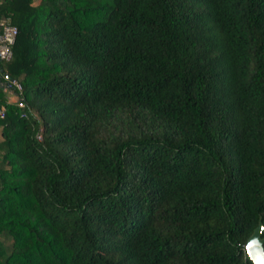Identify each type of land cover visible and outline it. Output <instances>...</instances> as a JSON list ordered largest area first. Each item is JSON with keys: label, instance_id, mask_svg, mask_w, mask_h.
<instances>
[{"label": "trees", "instance_id": "1", "mask_svg": "<svg viewBox=\"0 0 264 264\" xmlns=\"http://www.w3.org/2000/svg\"><path fill=\"white\" fill-rule=\"evenodd\" d=\"M0 14L19 85L0 97V264H252L264 0H1Z\"/></svg>", "mask_w": 264, "mask_h": 264}, {"label": "built area", "instance_id": "2", "mask_svg": "<svg viewBox=\"0 0 264 264\" xmlns=\"http://www.w3.org/2000/svg\"><path fill=\"white\" fill-rule=\"evenodd\" d=\"M16 32V26L9 21L8 17L0 14V59L7 60L10 58ZM12 83L19 88L14 80H12ZM5 113V104L0 103V120L5 117Z\"/></svg>", "mask_w": 264, "mask_h": 264}, {"label": "water", "instance_id": "3", "mask_svg": "<svg viewBox=\"0 0 264 264\" xmlns=\"http://www.w3.org/2000/svg\"><path fill=\"white\" fill-rule=\"evenodd\" d=\"M6 78L11 79L9 75H6ZM263 230L264 226L259 219L244 243L246 255L252 264H264V236L261 235Z\"/></svg>", "mask_w": 264, "mask_h": 264}, {"label": "crops", "instance_id": "4", "mask_svg": "<svg viewBox=\"0 0 264 264\" xmlns=\"http://www.w3.org/2000/svg\"><path fill=\"white\" fill-rule=\"evenodd\" d=\"M37 0H32L33 3H35ZM6 75V69L3 66V61H0V97L3 98L4 102L12 103L17 100V95L13 92V90L10 87V84L12 83V79H7ZM2 139L1 135V125H0V140Z\"/></svg>", "mask_w": 264, "mask_h": 264}]
</instances>
